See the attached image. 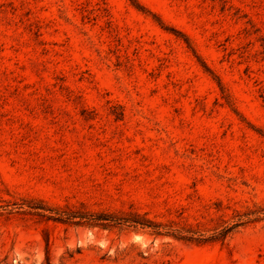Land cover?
Wrapping results in <instances>:
<instances>
[{
  "label": "rangeland",
  "instance_id": "1",
  "mask_svg": "<svg viewBox=\"0 0 264 264\" xmlns=\"http://www.w3.org/2000/svg\"><path fill=\"white\" fill-rule=\"evenodd\" d=\"M0 264H264V0H0Z\"/></svg>",
  "mask_w": 264,
  "mask_h": 264
},
{
  "label": "trees",
  "instance_id": "2",
  "mask_svg": "<svg viewBox=\"0 0 264 264\" xmlns=\"http://www.w3.org/2000/svg\"><path fill=\"white\" fill-rule=\"evenodd\" d=\"M66 223H74L77 225H88L91 227H102L109 228L114 226H140L143 228H151L153 229L156 235H164L165 233L162 231L164 225L161 222H157L149 219L146 215H142L137 211L131 212H91V211H81V210H63L59 213V217L57 218ZM237 227V224H233L227 228H225L222 232L218 234L215 239L224 240L226 236L233 232V230ZM193 233H196L193 230H188ZM181 235L180 239L186 240H194L198 238H194V236Z\"/></svg>",
  "mask_w": 264,
  "mask_h": 264
}]
</instances>
